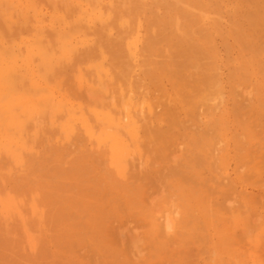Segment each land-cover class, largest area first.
<instances>
[{
	"label": "bare ground",
	"instance_id": "6f19581e",
	"mask_svg": "<svg viewBox=\"0 0 264 264\" xmlns=\"http://www.w3.org/2000/svg\"><path fill=\"white\" fill-rule=\"evenodd\" d=\"M83 6L95 12L85 14L81 11ZM42 7L50 10L48 15L41 13ZM24 11L30 14L25 25L19 26L17 18L25 15ZM237 13L238 0H0L3 258L16 259V264H39L36 259L43 264H60V258L66 260L62 264L71 262L65 253L71 242L65 214L79 213L83 196L64 190L78 183L73 174L66 175L61 161L67 150L60 141L64 135L71 139L84 137L94 153L113 163L114 173L120 171L123 175L127 174L128 165L120 164L122 156L130 151L140 156L150 141L149 135L154 139L174 135L183 119L193 125L200 116L214 118L216 144L227 145L226 133H222L226 114L219 110L222 101L216 104L210 101L222 94V71H227V80L232 83L236 69L246 64L237 51L239 36L234 24ZM54 24L67 31L56 30ZM65 70L71 72L70 78L62 82L59 78ZM96 82L104 86L109 98L114 97L112 105L68 104L66 96L70 88ZM55 94L61 99L55 101ZM130 95L137 98V103L131 106ZM229 99L235 105H246L248 132V127H258V119L264 113L260 114L253 104H264L263 87L252 89L250 97L231 93ZM40 114L44 120L41 127L36 123ZM239 115L240 111H236L235 116ZM50 138L58 144L50 153L40 152L38 141ZM212 145L211 140H205L195 146L209 149ZM261 150L257 147L252 158L262 156ZM51 155L45 165L42 158ZM76 157L67 152L68 160L77 163ZM35 160L40 163L31 168ZM56 170L61 177L54 184L52 175ZM260 174L257 169L237 171L235 178L247 182L252 177L255 182ZM196 196L183 195L184 218L193 216L197 222L188 232H181L183 228L178 231L180 241L192 242L198 233L205 232L201 245L213 253L211 263L206 264H264V259L244 248L242 241H232L227 236L230 227L227 216L222 211L220 214L210 211L215 221L209 220L207 196ZM64 205L66 213L62 212ZM52 216L58 218L45 231L44 223ZM94 216L91 212L90 220ZM174 236L176 233L169 235L156 230L157 240L170 242ZM256 243L255 239L252 244ZM155 248L154 255L162 258V248L157 245ZM3 262L9 264L8 260Z\"/></svg>",
	"mask_w": 264,
	"mask_h": 264
},
{
	"label": "rangeland",
	"instance_id": "374dc122",
	"mask_svg": "<svg viewBox=\"0 0 264 264\" xmlns=\"http://www.w3.org/2000/svg\"><path fill=\"white\" fill-rule=\"evenodd\" d=\"M40 11L48 15L50 10L42 7ZM81 11L85 14L95 12L94 9L85 6L81 8ZM24 12L25 15H19L17 18L19 26L25 25L26 17L30 14L29 11ZM234 24L239 36L237 51L243 56L246 64L236 69L237 74L232 83L227 80V71L225 69L222 71L220 78L222 94H218L215 100L210 101L213 104L222 101L219 104V110L223 115L226 114L224 116L226 124L222 133H226L227 145L216 144V129L213 128L216 120L214 118L200 116L196 118L193 125L183 119L178 126V132L174 135L160 139H154L149 135L147 139L150 141H145L148 143L143 147L145 151L140 156L132 154L131 151L122 156L120 164L128 165L127 174L123 175L120 171L114 173L113 163L94 153L84 137L78 139H71L65 135L62 137L60 140L62 146L67 148L61 155L66 175L73 174V178L78 181L76 186L68 185L64 190L76 196H83L81 201L83 209L80 206L79 213L67 214L66 205L62 206L64 209L62 212L66 213L65 218L69 224L67 226L68 237L72 239H69L71 242L68 245L70 246L65 252L68 260L71 261L67 264L211 263L213 253L208 252L201 245L203 244L201 237H205V232L198 233L196 240L192 242L180 241L181 237L178 234L181 228L184 229L181 232L190 231L197 222L193 216L184 218L183 215V209H185L183 195L195 198L196 193V197L205 194L208 198L209 211L207 209V213L210 217H207L209 220L215 221L210 211L218 214L222 211L221 214L226 215L230 222L228 232L226 231L227 236L230 235L232 241H242L245 244L244 248H249L264 259V174H262V169H264V116L259 117L258 127L252 125L248 127V132L246 126L249 125V115L244 112L246 105H235L229 99L231 93L239 97H250L252 89L258 86L264 88V0H238V13ZM54 28L67 31L58 24H54ZM250 60L252 64L248 65ZM70 73L69 70H65L59 79L62 82L66 81L70 78ZM60 99L61 97L55 94L54 100ZM66 100L68 104L76 107L77 103L112 105L115 99L114 97L109 98L104 86L96 82L92 85L84 83L70 88ZM135 103H137V98L130 95L128 105ZM253 107H258L257 111H260V114L264 113V104H256V106L253 104ZM236 111H240L239 116H235ZM40 117L41 114L38 115V121H35L41 127L44 125V120ZM240 127L242 129H239ZM52 140L53 138H50L42 143V140L38 141L37 149L40 152L50 153L54 145L58 144ZM205 140L213 142L211 148L195 146ZM259 146L262 148L263 155L256 159V156L252 158L255 155L252 152ZM68 151L73 157L77 156L76 158L79 159L77 163L67 159ZM242 151L244 153L240 155ZM52 157L53 155L42 158L45 165ZM38 162L40 163L38 160L33 161L30 167L37 168ZM255 169L261 173L255 182L252 177L247 182L236 180L237 171L245 173L246 171L253 172ZM58 170L55 175H52L54 184L58 183L61 177ZM70 171L72 173H69ZM91 212L95 215L93 220L89 217ZM57 218L48 217L44 223V230L48 231L50 227H53L51 224L53 225ZM8 225L6 224L5 227H9ZM157 229L169 235L176 233V236L172 237L170 242L169 239L168 242L157 240ZM255 239L257 243L253 245ZM212 241L215 242L216 238H212ZM169 243H173L174 247ZM156 245L162 248L160 249L164 254L162 258L158 259L154 255ZM150 251H153L152 254ZM3 257L4 250L0 248V264H4V260H8L9 264H16V259ZM60 259L58 260L60 264L63 263L62 261L66 262L65 259ZM36 261L43 264L39 259Z\"/></svg>",
	"mask_w": 264,
	"mask_h": 264
}]
</instances>
